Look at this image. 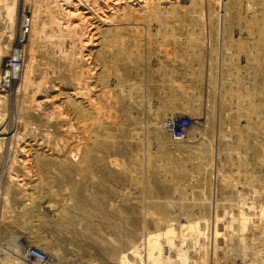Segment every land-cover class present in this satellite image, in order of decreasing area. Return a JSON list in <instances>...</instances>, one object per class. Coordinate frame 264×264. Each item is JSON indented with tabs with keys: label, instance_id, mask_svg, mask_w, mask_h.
Segmentation results:
<instances>
[{
	"label": "rangeland",
	"instance_id": "374dc122",
	"mask_svg": "<svg viewBox=\"0 0 264 264\" xmlns=\"http://www.w3.org/2000/svg\"><path fill=\"white\" fill-rule=\"evenodd\" d=\"M55 1L0 0V76L31 19L13 96L0 79L16 112L0 104L15 122L0 151V264H38L29 247L41 264H264V211L239 222L264 206V0H87L108 21L64 37ZM44 94L57 108L32 109ZM170 115L199 120L195 132L172 140ZM170 227L173 250L158 236Z\"/></svg>",
	"mask_w": 264,
	"mask_h": 264
},
{
	"label": "bare ground",
	"instance_id": "6f19581e",
	"mask_svg": "<svg viewBox=\"0 0 264 264\" xmlns=\"http://www.w3.org/2000/svg\"><path fill=\"white\" fill-rule=\"evenodd\" d=\"M61 1L62 2H60V0H56L52 4V6L57 7V11L56 10H53V13L54 14H52V21H51L54 24V27L51 28V31H52L54 37H64L65 36V33L74 32L75 30L79 29V27L83 26L85 23H88V22L91 25L92 24L96 25V23L101 24L102 22H106L109 19L108 16L106 15V13H104L103 11L97 12V11H99V9H93V7L91 6V2H87V0L86 1L85 0H61ZM100 1H102V3H104V6H110V7L112 6L113 8L114 7H119L120 5L126 4V3L131 4L133 2V0H100ZM136 4H138V2ZM93 5L96 6V4H93ZM91 9L93 11H91ZM54 11H56V12H54ZM13 16H16V13ZM220 17L222 18V15ZM15 18L16 17H14V22H15ZM35 21H36V24L37 25H41L42 28L44 27L45 23L43 22V20L40 18L39 15H36ZM21 22H22V24L25 23V22H28L31 25V19H28L27 20L26 17L24 16V14L22 16V21ZM48 26L50 27L51 24L48 23ZM89 27H90L89 28V31H86V33L88 32V36H89V33L92 32V30H91L92 27L91 26H89ZM29 31H31V29H29ZM42 31L43 30H41V33H42ZM77 31H79V30H77ZM22 34L23 33L21 31V34H20L21 35V38L18 37V40L15 43V48L14 49H17V48H20L21 47L20 40L22 39ZM78 34H79V32H78ZM38 35H40V34H38ZM40 39H41V35H40ZM85 43L86 44H89V39H87L85 41ZM58 48L59 47H56V46H52L51 47L50 51L53 54V56H60L58 54V50L60 51V49H58ZM21 78H22V73H21L20 70L14 72L13 75L11 76L10 84L8 86L10 88V90L9 89L8 90L11 92L12 96L15 93V91H14L15 90L14 89L15 88V85L17 84V81L19 79H21ZM0 79H1V76H0ZM54 90L55 91H60V86L58 87L57 85H55L54 86ZM1 91L2 90H0V104L3 105L4 103L5 104H9L10 103V107H9V109H11L10 110V115L13 114L12 117H15L14 116V113L16 114V112L14 111V108H13V98H11V96L10 97L7 96V94H4L3 92L1 93ZM187 91H186V93H187ZM78 92H79L78 93L79 95H77V94L76 95L78 97H80L81 96V93H83V92H81L79 90H78ZM35 93L36 92L33 91V94H35ZM59 95H60V93L57 94V96H59ZM193 95H194V93H193ZM55 97L56 96H53L52 97V96H50L48 94H44V95H42L41 99H38L36 101L31 100L30 101V107L32 109H36V108H40L41 109V108H44V107H46L48 105V106H51L52 108L55 109V108H57V105L54 104V98ZM197 97H198V95H197ZM192 98H194V96ZM199 98H200V95H199ZM201 101H202V99H201ZM194 107L196 108V106H194ZM25 111H26V109H25ZM197 111L198 110H192L191 113L193 115L194 114H198ZM169 114H170V111H169ZM8 118L10 119L11 116L8 115ZM194 118L197 120L199 117L196 116ZM9 119H8V121H9ZM198 121L193 123V126L191 127V130H190L191 135H192V133L195 132V130H196V129L194 130L195 124L198 123ZM9 123L10 122H7V124H6V123L0 121V151H1V149H3V146H4V148H6L7 139H9V136H7V135L10 134V132L12 133V131H14L15 122L12 121V124L11 125ZM160 125L165 130V128L163 127V125L161 123H160ZM13 139H14V136H13ZM17 140H18V138H17ZM9 142H11V141H9ZM249 204L250 205L249 206H245V208H247L248 209V212L249 213H252L253 216H249L248 213H245L243 215H240L239 222H244L245 224H249L251 222V219H255L256 220V217L259 216L258 215L259 212H263L264 211V206H262L261 204L260 205H257V207L255 205H252V203H249ZM253 210H254V212H252ZM196 225H198V223H195V224L194 223H187L186 226L185 225H179V228H178V226H176V228H178V230H179L180 228L186 227V228L195 230L197 233L200 234V232L198 231ZM252 225L253 226H256V224H254L253 222H252ZM178 230H177V232H178ZM177 232H176V229L174 227L165 228V229H163L158 234V236L160 237V240H161V242L164 245H166L167 247H169L170 250H173V248L176 245ZM180 234H183V232L180 231Z\"/></svg>",
	"mask_w": 264,
	"mask_h": 264
},
{
	"label": "built area",
	"instance_id": "2783aa9c",
	"mask_svg": "<svg viewBox=\"0 0 264 264\" xmlns=\"http://www.w3.org/2000/svg\"><path fill=\"white\" fill-rule=\"evenodd\" d=\"M21 25L22 29L20 31H22L23 35L27 34L30 23L25 22ZM23 39L24 38L22 37L21 44ZM22 51L21 47L14 49L12 55L7 57L1 73L3 89H6L9 86L13 73L19 70L21 71L24 67V55ZM162 124L165 130L169 133L171 139L174 141H184L188 139L191 127L193 126L192 119L185 115L167 116ZM26 256L38 264H41L47 259L44 251L36 247H29L26 251Z\"/></svg>",
	"mask_w": 264,
	"mask_h": 264
}]
</instances>
